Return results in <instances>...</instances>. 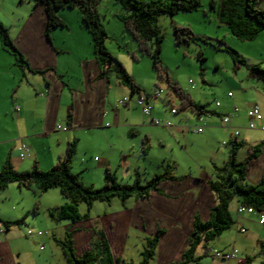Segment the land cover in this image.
Wrapping results in <instances>:
<instances>
[{
  "label": "rangeland",
  "instance_id": "1",
  "mask_svg": "<svg viewBox=\"0 0 264 264\" xmlns=\"http://www.w3.org/2000/svg\"><path fill=\"white\" fill-rule=\"evenodd\" d=\"M210 1L201 0L200 6L192 11L182 10L172 16L158 17L157 24L164 33L160 52L162 76L153 67L152 57L139 51L132 34L123 29V23L116 15L124 13L121 2L102 0L98 4L101 23L108 35L106 48L149 94L154 117L169 120L172 125L148 122L138 106L132 108L133 120L138 122L131 126L133 129L129 130L130 126L123 123L116 125L111 118L115 109L112 107L123 95H119L121 86L113 84L118 78L112 70H108L111 76L109 84L113 87L105 104L108 115L99 128L85 130L76 142L71 170L79 174L84 184L103 186L105 168L111 170L121 184H131L136 178L141 184H146L153 174L164 172L169 164L175 166L173 174L176 178L192 190L197 187L193 183L198 184L206 177L214 178L215 166H221L229 159L232 150L230 138L236 129L247 144L263 141L260 155L245 179L251 184L258 182V176L264 169V130L247 128L250 120L248 110L257 103L264 124V82L251 74L249 66L258 64L264 69V30L251 39L238 38L219 15V0H215L214 8L210 6ZM33 6L34 3L29 0H0V22L7 27L16 46V39H19L26 20L33 13ZM259 7L264 8V0ZM76 11L79 10L63 9V13H78ZM69 16L72 20L77 18L75 14ZM65 18L68 16L65 15ZM70 23L75 25L73 21ZM68 25L55 28L58 29L55 35L51 31L49 43L53 45L55 40L59 46L66 39V44L71 43L74 50L88 55L91 52V35L79 26L68 30ZM173 25L190 28L194 39L176 43ZM233 56L241 60H234ZM166 75L172 85L176 84L194 101L206 104V108L213 113L203 114V121L188 109L172 114L171 105L180 107V101L166 81ZM159 89L160 97L153 98L152 94ZM229 92L232 97L228 96ZM0 93L3 98L6 91L2 89ZM136 98L137 94L132 95L130 104ZM216 101L220 104L216 105ZM122 105L116 108L122 109ZM234 106L238 108L237 115L231 117L234 126L231 123L224 125L222 114H231ZM3 112L0 108V115ZM106 123L109 125L105 126ZM197 126L202 127L201 132L195 130ZM246 154V147L243 146L237 158L243 160ZM139 199L130 196L122 201L118 196H113L109 202L95 200L90 206L81 202L78 205L81 216L72 221L51 214L56 206L67 202L59 186L42 191L34 184L25 186L15 181L9 182L0 189V264H65V254L58 240H63L67 232L76 254L85 247H94L100 241L101 232H104L112 253L121 259L114 264H139L147 239L153 238L159 230V227L150 229L146 223L140 227V221L134 222ZM236 205L237 201L233 199L230 203V213L234 219L231 227L209 241L208 249H204L202 244L198 245L195 254L200 255L199 264L220 261V258L213 256V252L228 251L232 245L238 251L235 264L238 259L247 256L251 258L250 264H260L264 259L259 245V240H264V225L259 224L256 218L246 220L245 212L238 216ZM5 220L21 222L12 224L10 232L6 234ZM240 225L246 228L245 232L238 231ZM29 230L32 233L28 234ZM158 242L155 254L147 264H158Z\"/></svg>",
  "mask_w": 264,
  "mask_h": 264
},
{
  "label": "trees",
  "instance_id": "2",
  "mask_svg": "<svg viewBox=\"0 0 264 264\" xmlns=\"http://www.w3.org/2000/svg\"><path fill=\"white\" fill-rule=\"evenodd\" d=\"M29 1H32L34 6H42L46 15L44 35L50 43L52 29L66 25L58 11L65 8H77L81 12L82 25L91 35L93 52L101 67L100 76H105L107 79L106 74L108 70H112L119 82L129 88L130 95L145 96L144 90L135 82L123 64L105 46V40L108 35L101 23L100 14L96 9L98 0ZM118 1L121 2L125 11L118 14V18L123 23V29L132 34L137 42L139 51L152 57L153 67L162 76L160 52L164 33L157 24L158 17L161 15L172 16L182 10H195L200 6L201 0ZM261 1L219 0L217 8L219 15L233 35L241 39H251L264 30V8L259 7ZM210 6L212 8L215 7V0L210 1ZM173 35L176 43L189 42L191 39H194L190 28L178 25H173ZM0 40L3 48L15 57L17 66L31 69L27 58L18 46L15 45L7 27L2 22H0ZM229 50L235 52L231 49ZM235 54L238 55L237 52ZM233 58L237 61L241 60L235 59V56ZM249 69L252 75L264 82L263 68L258 64H252L249 66ZM165 79L180 101V107H177V112L181 109H188L196 114L197 117L201 114L213 113V111H209L206 108V104L194 101L176 84L172 85L167 75ZM17 107L15 106L16 109ZM76 142V140L69 141L65 152L47 170H42L34 164L26 171H17L13 168L9 159H6L0 168V189L5 188L12 181L25 186L34 184L42 191L59 186L60 192L67 199V202L56 206L51 211V214L56 215L58 218H67L75 221L81 216L78 210V205L81 202H85L90 206L95 200L109 202L113 196H118L122 201H125L130 196L147 197L151 191L160 190L159 184L161 182L177 179L173 174L175 166L169 164H167L164 172L153 174L146 184H141L139 178H136L131 184H121L118 182L115 174L108 168H105L103 186L94 187L92 184L86 185L80 180L79 174L71 170L76 151ZM230 142L232 150L229 159L221 166H215L216 175L208 181L209 188L215 197L214 205L210 208L209 218L203 220L198 214L193 216V227L188 234L186 248L181 253L179 259L168 264H199L200 255L195 254L198 245L202 244L204 249H208L207 244L209 241L219 236L234 223V219L230 213V203L233 199H236L237 203L253 207L257 212H264V169L257 183L251 184L245 181L248 170L256 163L260 155L263 141L257 144H247L240 137L233 138L231 135ZM243 146L246 147L247 154L243 160H239L237 153ZM258 218L257 214V221ZM3 222L5 231H7L12 224L20 223L21 220H14L13 222L5 220ZM161 233L162 230L159 229L153 238L147 239L142 251L143 258L139 264H147L154 256L155 246ZM58 242L65 254V264H114L121 261L120 256H114L112 253L104 232H101L100 241L94 247H88L79 254H76L72 248L69 232L66 233L63 240H58ZM259 245L264 256V240H259ZM250 260L249 256L245 257L243 264H250ZM260 264H264V259Z\"/></svg>",
  "mask_w": 264,
  "mask_h": 264
},
{
  "label": "crops",
  "instance_id": "3",
  "mask_svg": "<svg viewBox=\"0 0 264 264\" xmlns=\"http://www.w3.org/2000/svg\"><path fill=\"white\" fill-rule=\"evenodd\" d=\"M101 1L96 3L97 11ZM76 12L78 13H63V9L58 11L66 26L69 23L68 30L74 26L85 28L81 23V12ZM72 14L77 18H69ZM45 21L46 15L42 6H33V13L26 20L19 39H16V44L27 58L31 69L17 66L15 59L3 48L0 41V92L2 89L6 91L3 98L0 93V108L4 111L0 115V168L9 159L17 171L29 169L34 164L47 170L65 152L69 141L81 139L85 130L99 128L104 117L108 115L105 104L113 88L109 84L111 76L108 72L107 79L100 76L101 67L95 58L93 45L91 44L88 55L81 50H74L71 43L66 44V39L59 46L55 40L51 45L44 35ZM70 21L75 22V25ZM55 28L52 30L54 35L58 31ZM86 56L90 58L84 60ZM113 84L121 86L119 95L125 96L127 92L130 95L129 88L119 80ZM145 96L149 98V94ZM134 102L130 104L129 100L122 105V109H117L118 105L112 107L115 109L111 118L116 125L121 126L123 123L129 125L131 130L132 125L138 124L137 120H133L132 111L137 106L136 101ZM152 116L154 117L153 111ZM145 119L151 123L149 117L146 116ZM57 125L68 128L56 129ZM108 125L109 123L105 124ZM243 137L245 139L246 136ZM21 140L28 145V151L23 158L18 156ZM210 178L201 179L198 184L193 183L197 187L192 190L178 179L161 182L159 191H151L147 197H138L141 199L138 200L133 216L134 222L140 221V227H144L146 223L150 229L159 227L162 230L158 240V264H168L180 258L187 246V237L192 230L195 214L203 220L209 218L210 208L215 202L208 185ZM251 218H257V214L247 213L245 219L250 221ZM10 230L11 227L6 234ZM213 262L235 264V257ZM243 262L244 259H238L236 264Z\"/></svg>",
  "mask_w": 264,
  "mask_h": 264
},
{
  "label": "built area",
  "instance_id": "4",
  "mask_svg": "<svg viewBox=\"0 0 264 264\" xmlns=\"http://www.w3.org/2000/svg\"><path fill=\"white\" fill-rule=\"evenodd\" d=\"M193 86V85H192ZM161 94V89L155 91L152 95L153 98H157L160 97ZM228 96H232V93L229 92ZM130 100V98L125 95L122 98L118 99V101L116 102V105H120V104H127L128 101ZM219 101H216V105H219ZM136 105L140 108L141 112L149 117L150 121L152 124L155 125H164V126H171V122L168 121H162L159 118H155L152 116V109H153V104L151 102V100L146 97V96H137L136 98ZM18 109V107H17ZM170 112L171 113H176L177 112V106L171 105L170 107ZM105 113V112H104ZM238 113V108L236 106H234L232 108L231 114H223L221 116V120L222 123L224 125H230L231 123V117L236 116ZM248 116L250 117V120L248 122V127L250 129H261L264 130V124L262 123V119H263V114L262 111L260 110V106L255 103L253 105H251L249 107L248 110ZM200 121L204 120L203 114L199 115L197 117ZM68 127L67 126H61V125H57L56 129H63L66 130ZM195 130L197 132H201L202 131V127L201 126H197L195 128ZM233 138H239V131L238 129L234 130V133L231 134ZM223 143H227V142H223ZM28 151V145L26 144V142H24L23 140L20 141L19 145H18V156L20 158H23L26 153ZM243 212H247V213H257L259 218H258V223L260 224H264V212H257L255 209H253V207L251 206H246L243 205L241 203H237L236 205V213L241 214ZM0 231H2V229L0 228ZM238 231L240 232H244L245 229L242 226L238 227ZM32 233L30 230L28 231V234ZM238 253L237 249L235 248V246L233 245L232 248L228 251H224V250H215L213 252V256L223 259V260H230L234 257H236V254Z\"/></svg>",
  "mask_w": 264,
  "mask_h": 264
},
{
  "label": "clouds",
  "instance_id": "5",
  "mask_svg": "<svg viewBox=\"0 0 264 264\" xmlns=\"http://www.w3.org/2000/svg\"><path fill=\"white\" fill-rule=\"evenodd\" d=\"M233 246V245H232Z\"/></svg>",
  "mask_w": 264,
  "mask_h": 264
}]
</instances>
